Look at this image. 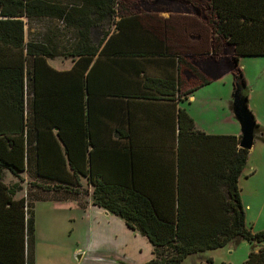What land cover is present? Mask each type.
Masks as SVG:
<instances>
[{
    "label": "trees",
    "instance_id": "1",
    "mask_svg": "<svg viewBox=\"0 0 264 264\" xmlns=\"http://www.w3.org/2000/svg\"><path fill=\"white\" fill-rule=\"evenodd\" d=\"M145 1L0 0V264H30L33 207L42 199L75 200L81 207L89 201L120 217L129 229L150 242L152 258L145 264H180L188 256L239 240L250 244L241 264H264V230L253 232L247 227L240 199L238 183L250 151L238 146L241 136L205 135L195 129L183 109L179 110L175 183L167 191L150 192L132 182L94 174L93 168L85 166L83 134L71 145L57 125L58 118L49 114L52 105L49 99L46 103L42 80L47 78V71L53 72L46 58L57 55L51 39L53 22H59L61 30H76V44L70 46L77 58L71 79L75 81L76 110L82 119L85 93L90 96L85 72L90 73L93 57L104 51L106 44L99 48L107 36L109 42L124 35V23L135 19L124 17L139 10L140 2ZM173 3L202 17L211 27L214 39L219 41L220 56L234 74V86L243 88L238 59L264 56V0ZM117 16L120 19L116 20ZM35 21L44 22L49 33L35 34L25 43L24 25ZM105 25L109 29L113 26L114 31L103 30ZM88 26L102 27L97 46L91 44ZM62 47L67 50V46ZM196 75L199 85L185 93L178 92V76L176 84L168 83V100L175 96L178 101L187 99L196 88L208 83L199 73ZM53 129L58 132L53 134ZM255 133L264 140L257 124ZM187 134L195 145L191 151L181 142ZM22 173L30 179L26 181ZM6 174L25 182L30 194L20 196L22 187L18 182H7ZM199 264L213 261L205 258Z\"/></svg>",
    "mask_w": 264,
    "mask_h": 264
},
{
    "label": "crops",
    "instance_id": "2",
    "mask_svg": "<svg viewBox=\"0 0 264 264\" xmlns=\"http://www.w3.org/2000/svg\"><path fill=\"white\" fill-rule=\"evenodd\" d=\"M140 3L139 10L124 17H135L132 23H124V35L109 42L107 36L99 48L106 44L104 51L93 57L90 73L85 72L90 96L85 93L82 119L76 110L75 81L71 79L77 60L70 51V46L76 44L73 27L61 30L62 25L53 22L51 39L57 55L46 58L53 72L47 71L42 84L46 103L49 99L52 105L49 114L58 118L57 125L62 134L66 133L68 143L74 145L83 134L86 167L112 180L132 182L141 190L160 192L169 190L176 180L179 110L183 109L195 129L205 135L241 134L231 110L232 99L217 97L214 87L229 69L220 56L219 41L214 39L211 27L197 14L174 11L171 6L179 4L173 0ZM28 25H24L25 43L35 35L36 28ZM28 27L33 30L27 33ZM41 29L42 34L49 33L47 26ZM87 30L91 44L97 46L103 36L102 27L88 26ZM103 30L113 32L114 28L105 25ZM62 46H67V50ZM196 73L208 83L196 88L187 99L181 97L178 101L175 96L168 100V83L176 84L178 76V92L185 93L199 85ZM181 142L186 150L195 146L188 134ZM255 167L253 164L250 172L243 171L239 182L256 173ZM241 186L253 198L245 204L240 189L245 220L249 211L252 218L256 215L258 219L264 210V185ZM33 222L30 264H73L71 250L78 252L75 264H145L152 258V246L145 236L89 201L84 207L75 200L35 201ZM67 236L72 243L62 242ZM215 256L217 253L206 251L184 260L195 258L191 264H199L211 258L214 264Z\"/></svg>",
    "mask_w": 264,
    "mask_h": 264
},
{
    "label": "rangeland",
    "instance_id": "3",
    "mask_svg": "<svg viewBox=\"0 0 264 264\" xmlns=\"http://www.w3.org/2000/svg\"><path fill=\"white\" fill-rule=\"evenodd\" d=\"M173 10H180L181 12H185L184 8L180 6H171ZM36 29L34 30V33H40V35L43 33L41 32V28L44 25V22H33L32 23ZM28 25V24H27ZM29 26V25H28ZM33 27H28V31ZM77 35V34H76ZM238 67L241 71L243 81H244V87L241 88L244 95L247 97V106L251 113L254 116L256 124L260 128V132H264V56H245L240 57L238 59ZM235 80H234V74L233 72L229 71L224 77H221L218 79V81L215 82L214 87L217 90V97L220 98H227L228 96L232 99V94L235 89ZM202 91V90H201ZM238 127L239 124L237 120H235ZM217 131H221L222 129H216ZM264 136V135H263ZM253 152H250L247 160V166L245 167V172H250L249 167L252 168L253 164L256 166L257 169L256 173L253 175H250L249 178L244 181L241 180L239 182V186L242 193V199L244 203L252 202L253 198L250 192L246 193L243 189L242 184L245 185H254V186H263L264 185V140L262 137H260L259 133H255V139L253 142V145L251 149H253ZM21 177H23L26 181L30 179V177L27 176L26 173L20 174ZM5 180L7 182L20 184L22 187L20 191V196L23 195H29L30 189L27 187L25 182H19L18 179L12 175L6 174ZM84 187H86L85 180H83ZM85 189V188H84ZM244 204V205H245ZM251 205H254L253 203ZM253 210V208L251 209ZM251 212H248V218L246 220L247 227L251 228L253 232H258L259 230H264V210L260 217L256 219V215H253V218L250 216ZM133 233V232H132ZM138 235H141L140 232H137ZM67 236L63 243H72V238H68ZM147 242L150 244L148 239H146ZM62 243V244H63ZM250 250V244L246 242L245 240H239L238 242L232 243L231 245L227 247H223L217 250H211V253H217V256H215V262L214 264H241L247 257V254ZM62 252L66 253L65 250H62ZM77 253L74 252V250H71L69 255L71 258V262L75 264L78 262L77 260ZM80 253V252H79ZM76 254V255H75ZM195 258H188L181 262L180 264H191V261H194Z\"/></svg>",
    "mask_w": 264,
    "mask_h": 264
},
{
    "label": "water",
    "instance_id": "4",
    "mask_svg": "<svg viewBox=\"0 0 264 264\" xmlns=\"http://www.w3.org/2000/svg\"><path fill=\"white\" fill-rule=\"evenodd\" d=\"M232 113L240 127V141L238 146L251 149L255 139V119L247 106V97L240 87H235L232 95Z\"/></svg>",
    "mask_w": 264,
    "mask_h": 264
}]
</instances>
